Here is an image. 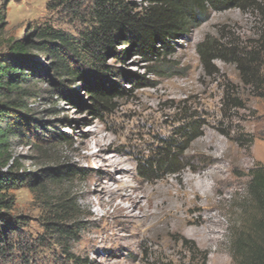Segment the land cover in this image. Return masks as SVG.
I'll use <instances>...</instances> for the list:
<instances>
[{
    "label": "rangeland",
    "instance_id": "374dc122",
    "mask_svg": "<svg viewBox=\"0 0 264 264\" xmlns=\"http://www.w3.org/2000/svg\"><path fill=\"white\" fill-rule=\"evenodd\" d=\"M92 5L0 0V59L8 55L7 40L39 27L79 36L86 26L80 16ZM252 20L238 9L210 11L165 59L131 54L124 63L109 61L127 76L112 75L111 84L131 92L115 98L101 117L89 113L84 81L58 91L49 71L39 73L32 124L13 147L21 173L32 174L35 185L12 193L14 227L0 264H235L232 241L255 215L249 175L264 165V99L250 95L234 65L213 60L207 67L199 47L226 36L244 41L252 36ZM35 61L48 64L44 54ZM230 85L243 107L224 104ZM191 123L198 137L183 142L180 128ZM57 134L66 142L55 140ZM168 140L183 146L180 173L142 175L140 168ZM62 168L85 174L62 182L49 178L50 170ZM68 199L79 208L71 220L75 237L61 241L45 223L52 207Z\"/></svg>",
    "mask_w": 264,
    "mask_h": 264
},
{
    "label": "trees",
    "instance_id": "16d2710c",
    "mask_svg": "<svg viewBox=\"0 0 264 264\" xmlns=\"http://www.w3.org/2000/svg\"><path fill=\"white\" fill-rule=\"evenodd\" d=\"M57 1L72 8L78 0ZM229 9H238L252 17V36L244 41L234 36L220 41L207 40L199 47V52L207 67L213 60L234 65L250 95L264 99V0H143L140 8L126 0H93L84 18L80 16L86 26L77 37L45 26L36 28L21 40L5 42L8 55L0 59V253L9 247L7 236L14 227L9 215L15 206L13 191L26 184L35 185L32 174L21 173L13 147L17 141L27 138L25 127L32 124L28 118L30 101L38 98L39 75L49 71L53 81L59 82L58 91L64 83L72 86L77 80L84 81L89 113L101 117L115 106V98H123L131 92L116 83L111 84L108 77L126 79L127 76L121 75V70L115 71L109 61L124 63L131 54L147 61L165 59L172 53L176 41L197 27L210 11ZM74 12L79 17V11ZM2 20L0 15V27ZM39 54L45 55L46 67L35 61ZM134 79L140 85L141 79ZM229 89L232 91L224 104L243 107L241 99L232 95L235 85H230ZM195 130L194 123L180 128L183 142L194 141L198 137ZM54 138L66 142L63 134ZM183 152L182 144L164 141L140 168L142 175H157V179L160 175H178ZM84 174V170L62 168L58 172L50 170L49 178L62 182ZM249 176L247 189L255 215L248 230L238 233L232 241L233 259L235 264H264V165L258 164ZM78 211L76 199L52 207L46 217L47 233L61 241L74 238L76 224L71 220Z\"/></svg>",
    "mask_w": 264,
    "mask_h": 264
},
{
    "label": "bare ground",
    "instance_id": "6f19581e",
    "mask_svg": "<svg viewBox=\"0 0 264 264\" xmlns=\"http://www.w3.org/2000/svg\"><path fill=\"white\" fill-rule=\"evenodd\" d=\"M261 155L264 156V151L261 152Z\"/></svg>",
    "mask_w": 264,
    "mask_h": 264
}]
</instances>
